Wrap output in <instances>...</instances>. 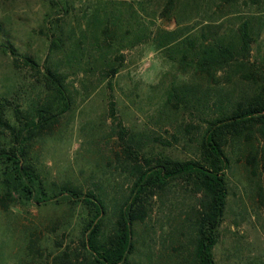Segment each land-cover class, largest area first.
Returning a JSON list of instances; mask_svg holds the SVG:
<instances>
[{
	"label": "rangeland",
	"instance_id": "obj_1",
	"mask_svg": "<svg viewBox=\"0 0 264 264\" xmlns=\"http://www.w3.org/2000/svg\"><path fill=\"white\" fill-rule=\"evenodd\" d=\"M59 3L62 8L49 0H0V97L34 110L53 101L44 68L66 74L70 106L31 141V160L47 188L69 183L97 194L106 205L103 223L109 229L114 207L136 179L137 163L151 153L195 156L190 136L217 111V89L236 97L243 87L223 71L209 79L182 69L157 46L158 30L176 27L175 10L162 14L165 0ZM182 7L185 12H178ZM177 8L182 23L197 33L213 23L219 33L232 35L247 20L254 36L251 59L264 63V0H183ZM53 39L61 44L50 51ZM110 66L117 71L108 72ZM182 82L194 85L197 95H209V108L204 101L181 108L166 104L171 85ZM249 148L242 142L227 147L229 193L213 250L218 264H264V202L258 176L246 161ZM197 197L181 181L147 196L145 217L133 224L130 262L193 264L191 217ZM85 214L81 203L68 200L17 198L6 210L0 206V264H53L64 251L77 264L86 254L81 242Z\"/></svg>",
	"mask_w": 264,
	"mask_h": 264
},
{
	"label": "trees",
	"instance_id": "obj_2",
	"mask_svg": "<svg viewBox=\"0 0 264 264\" xmlns=\"http://www.w3.org/2000/svg\"><path fill=\"white\" fill-rule=\"evenodd\" d=\"M49 1L63 7L59 0ZM182 1L165 0L162 14H172L175 10L176 27L158 30L153 37L157 46L166 48L182 69L191 68L209 79L223 71L227 79L236 77L243 90L234 97L231 91L217 89L219 103H212H218L217 111L207 116L205 124H200L198 132L190 136L194 139L195 156L180 159L151 153L143 158V163H137L136 179L127 196L114 207V220L109 229L104 228L103 223L106 205L97 194L69 183H54V188H47L31 160V141L70 106L66 74L50 66L44 68L45 86L52 91L53 101L34 110L12 106L6 97H0V206L6 210L9 202L17 198L36 203L51 200L81 203L86 210L81 221V242L86 254L77 264H132L133 224L144 219L147 196L176 181L190 185L198 196L191 217L193 264H218L213 250L227 205L230 164L227 147L233 142L250 147L246 161L252 175L258 176V195L264 202V63L251 59L254 36L249 22L244 20L232 35L219 33L213 23H206L198 33L192 32L176 13ZM183 10L179 8L178 12H185ZM103 31L105 36L107 26ZM136 38L139 40L140 36ZM59 44L60 40H51L50 51ZM25 60L38 65L29 56ZM109 71L114 73L117 69L110 66ZM208 96L197 95L194 85L182 82L171 85L165 103L181 108L204 101L209 108ZM110 113L114 115L112 104ZM124 131L120 129L121 136ZM1 135L6 139L2 140ZM127 151L131 153L130 149ZM69 254L62 252L53 264L57 261V264H73Z\"/></svg>",
	"mask_w": 264,
	"mask_h": 264
}]
</instances>
